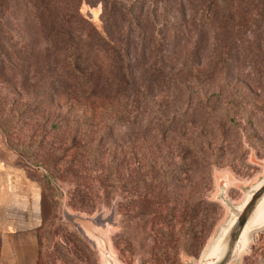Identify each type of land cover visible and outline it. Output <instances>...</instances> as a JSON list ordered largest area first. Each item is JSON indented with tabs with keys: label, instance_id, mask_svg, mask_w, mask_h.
Here are the masks:
<instances>
[{
	"label": "rangeland",
	"instance_id": "rangeland-1",
	"mask_svg": "<svg viewBox=\"0 0 264 264\" xmlns=\"http://www.w3.org/2000/svg\"><path fill=\"white\" fill-rule=\"evenodd\" d=\"M139 1L143 35L135 38L132 34L130 38L129 96L114 93L109 101L104 96L85 101L71 99L59 81L34 82L32 68L39 66L36 56L43 59L44 43L39 33H35L37 26L31 21V7L26 6V0H0L3 26L16 32L28 30L35 47L23 86L10 80L7 68L0 71V115L12 121L8 136L0 133V169L25 170L19 162L24 151L18 149L21 144L38 154L48 144L53 147L65 144L69 134L76 132L74 150L81 152L85 142L82 133H88L98 143L103 163L114 171L113 180H107L105 188L92 183V198L87 200L94 205L91 210L69 206L67 183L58 181L61 195L54 193L61 220H48L51 225L40 233L35 250L16 247L17 243L11 241L3 246L0 233V264H107L106 249L117 264H168L161 258L154 261L162 252L158 253L156 235L150 228L153 215L144 209L150 197L144 193L146 186L133 184L135 176L130 177L138 170L139 163L144 173L148 172L146 163L153 161L164 164L158 168L159 181L163 182L158 185L159 190L169 189L164 176L172 179L169 193L166 192L168 207L178 209L181 199L193 192H199L202 198L219 207L215 226L202 248L194 254L179 251L178 264H198L228 215V209L217 199L220 181L226 185V196L238 204L245 190L264 175V32L261 33L260 20L250 19L240 29L241 45L225 44L192 25L194 0H168L166 11L162 1ZM247 1L251 7L261 8L255 0ZM80 2L81 13L102 30L101 0ZM133 3V0L122 1L124 8ZM133 13L137 15L138 11ZM250 14V8H245L242 18ZM161 31L165 33L163 43L154 42L155 33ZM9 43L16 50L18 45L14 40ZM161 44V51L156 50L154 46ZM161 59L173 70L169 87L165 88L147 80V72L161 65ZM8 63L18 71L13 51ZM190 68L198 70L196 79L192 78ZM199 87H205L206 95H210V117H206L204 108L196 105L193 92ZM211 93L218 97H212ZM230 100L235 109L233 123L227 119L222 122L217 116L228 112ZM176 109H185V118L167 123L165 119ZM51 123L60 127L48 133L46 128ZM180 139L191 140L199 149V156H191L194 163L187 165V173H183L187 162L179 160L176 147ZM26 170L36 175L44 171L41 167ZM122 203L130 206L126 220L119 211ZM188 233L189 230L183 231L181 237L187 239ZM237 264H264V233L255 236Z\"/></svg>",
	"mask_w": 264,
	"mask_h": 264
},
{
	"label": "trees",
	"instance_id": "trees-1",
	"mask_svg": "<svg viewBox=\"0 0 264 264\" xmlns=\"http://www.w3.org/2000/svg\"><path fill=\"white\" fill-rule=\"evenodd\" d=\"M122 1L101 0L103 4V27L102 30H99L81 13L80 0H26V6L29 4L31 7V11H29L31 21L37 26L35 33H39V38L44 43L43 59L36 56L35 61L39 63V66L32 68L34 82L48 81L49 79L53 82L59 81L65 86V90L71 99L78 98L88 101L104 96L109 101L108 98L114 93L115 96L119 94L128 97L132 45L130 38L132 34L135 38L143 35L139 19L142 7L139 5V0H133L135 3L130 4L129 8H124L125 5H122ZM149 1L150 3L157 2V0ZM159 1H162L166 11L168 0ZM194 1L196 5L192 7V12L195 13L192 25L197 26L205 35H212L216 41L225 44L233 42L241 45L243 42L238 36L239 31L250 22V19L260 20L261 33L264 32V0H255L256 4H260V9L256 5V7H251L247 0ZM245 8H250L251 16L244 19L242 17ZM2 9L1 7L0 71L7 68L10 80L23 86L29 73L27 68L29 59L30 57L33 58L34 55L33 39L28 30L16 32L3 26ZM30 9L28 8V10ZM135 10L138 11L137 15L133 13ZM116 21H119L117 26ZM148 39L152 40L150 36ZM164 39L165 33L163 31L158 32V34L155 33L154 42L163 43ZM9 40H14L18 45L16 50H13ZM158 46L155 45L154 47L161 51L162 44ZM12 51L14 52V59L17 60L18 71L13 70L8 65ZM161 60L163 61V59ZM162 61L161 65H157L147 72V80L155 83L158 88L169 87L168 84L173 73V70ZM251 66L253 67L252 63ZM189 71L193 75L192 78L196 79L198 70L190 68ZM193 94L196 95V105L204 108L206 117H210V109L208 108L210 95H206L205 87H199ZM211 94L212 97H218V94ZM229 102L228 112L217 117L222 122L227 119L229 123H233V111L235 109L233 102L231 100ZM185 106L187 111L188 101ZM185 109L174 110L165 121L171 124L184 119ZM2 117L4 116L0 115V133L8 136V129L12 121L4 120ZM59 127L58 123H51L49 128H45L49 133V131L53 132ZM42 134L45 137L47 133ZM82 135L85 142L79 153L74 150L76 132L69 134L65 144L56 147L48 144L41 149L40 142H38L41 149L38 154L29 151L24 144L19 145L18 149L24 150L19 161L21 166L25 170L28 167H41L44 170L37 175L26 170L28 177L34 180L41 189L42 222L37 230V241H40V233L45 226H50L54 220H61L58 216L59 202L56 201L57 196L54 193L58 192L61 195L58 181L67 183V204L69 206L75 209L91 210L94 205L88 204L87 200L92 198V190L94 189L92 183L96 182L105 188L107 186L105 182L113 180L114 171L112 172L110 167L103 163V155L98 153L100 151L97 148L98 143H94L88 133H82ZM178 142L176 147L178 146L179 160L187 162L186 167L183 168V173H187V165L194 163V158L191 156H199V149L189 139H180ZM109 165L112 167L111 163ZM163 165L154 161L146 163L145 168L149 173H142L144 167L139 163L136 166L138 170L131 173L130 177L135 176L132 179L133 184L145 185L147 191L144 193L147 192L146 196L150 197V201L144 209L147 210V214L153 215L150 228L156 235L158 253L162 252V256L157 257V254L154 261L158 262L161 258L168 264H178L179 251L194 254L202 248L215 226L219 207L202 198L199 192H193L190 197L181 199V205L178 209L176 206L168 207L167 193H169L172 185L171 177L163 174L169 188H166L167 193L164 192V188L159 190L158 186L163 183L159 181L161 173H158V168ZM120 206L119 211L122 212L123 218L128 219L130 206L125 203ZM50 218L51 222H48ZM186 230H189L187 239L181 237V233Z\"/></svg>",
	"mask_w": 264,
	"mask_h": 264
},
{
	"label": "water",
	"instance_id": "water-1",
	"mask_svg": "<svg viewBox=\"0 0 264 264\" xmlns=\"http://www.w3.org/2000/svg\"><path fill=\"white\" fill-rule=\"evenodd\" d=\"M217 199L228 209V215L203 251L198 264H237L255 236L264 233V175L245 190L244 198L238 204L226 196V185L220 181ZM104 257L107 264H117L108 249Z\"/></svg>",
	"mask_w": 264,
	"mask_h": 264
},
{
	"label": "crops",
	"instance_id": "crops-1",
	"mask_svg": "<svg viewBox=\"0 0 264 264\" xmlns=\"http://www.w3.org/2000/svg\"><path fill=\"white\" fill-rule=\"evenodd\" d=\"M41 222L39 185L28 177L23 168L0 169V233L3 246H8L11 241L17 243L16 247L35 250Z\"/></svg>",
	"mask_w": 264,
	"mask_h": 264
}]
</instances>
